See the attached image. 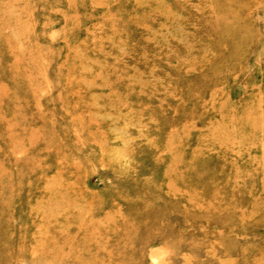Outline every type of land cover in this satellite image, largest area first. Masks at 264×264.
<instances>
[{
	"label": "rangeland",
	"instance_id": "rangeland-1",
	"mask_svg": "<svg viewBox=\"0 0 264 264\" xmlns=\"http://www.w3.org/2000/svg\"><path fill=\"white\" fill-rule=\"evenodd\" d=\"M0 264H264V0H0Z\"/></svg>",
	"mask_w": 264,
	"mask_h": 264
}]
</instances>
